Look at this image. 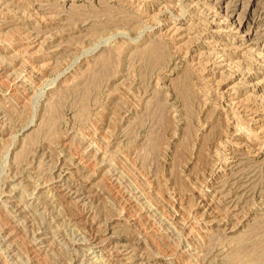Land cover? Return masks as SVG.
<instances>
[{
  "label": "rangeland",
  "instance_id": "rangeland-1",
  "mask_svg": "<svg viewBox=\"0 0 264 264\" xmlns=\"http://www.w3.org/2000/svg\"><path fill=\"white\" fill-rule=\"evenodd\" d=\"M0 264H264V0H0Z\"/></svg>",
  "mask_w": 264,
  "mask_h": 264
},
{
  "label": "bare ground",
  "instance_id": "bare-ground-1",
  "mask_svg": "<svg viewBox=\"0 0 264 264\" xmlns=\"http://www.w3.org/2000/svg\"><path fill=\"white\" fill-rule=\"evenodd\" d=\"M261 82V81H260ZM254 86V85H253ZM101 243V242H100ZM100 245V244H99Z\"/></svg>",
  "mask_w": 264,
  "mask_h": 264
}]
</instances>
